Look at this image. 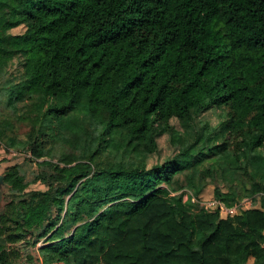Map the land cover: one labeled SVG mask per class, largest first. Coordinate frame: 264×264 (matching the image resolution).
Listing matches in <instances>:
<instances>
[{"label": "trees", "instance_id": "16d2710c", "mask_svg": "<svg viewBox=\"0 0 264 264\" xmlns=\"http://www.w3.org/2000/svg\"><path fill=\"white\" fill-rule=\"evenodd\" d=\"M0 140L31 264H264V0H0Z\"/></svg>", "mask_w": 264, "mask_h": 264}, {"label": "rangeland", "instance_id": "374dc122", "mask_svg": "<svg viewBox=\"0 0 264 264\" xmlns=\"http://www.w3.org/2000/svg\"><path fill=\"white\" fill-rule=\"evenodd\" d=\"M24 27L18 26L13 28L10 32L13 34L21 33L23 32ZM16 61L12 64L11 70L17 71L16 68ZM216 114L214 112H207L203 116L204 118L209 119L212 123L216 121ZM174 126L180 131L185 132L187 128L180 124L178 121L173 120ZM28 129V127L23 126L18 131V137L24 138L25 132ZM158 152L154 154L151 159L150 163H153L155 161H163L165 157L171 156L174 152V148L171 146L170 143V137L167 134L161 135L158 139ZM62 151H66V148H59L57 150H54L51 152L50 156H47L46 159H48L51 162H56L59 158V153ZM43 158L35 159L30 157V154L24 151L23 149H12L5 146V142L0 140V200L2 199V194L4 192L8 191V188L2 181L3 172L6 171V169L14 164H17L19 166L20 172L22 173L24 180L28 182V188L35 189V188H44V182L41 180L35 179V176L39 172H43L44 174H47L50 172V167L45 165L42 166L38 164ZM182 190V189H181ZM180 190V191H181ZM186 190V196L188 194L189 200L188 202L191 203V208L193 210H197L202 203H209V204H215V196L213 192L212 186H206L204 187L199 193L194 194L192 191ZM185 196V198H186ZM187 196V197H188ZM239 205L243 208H250V207H260V195L257 194L254 197H244L239 201ZM232 211L224 212L220 211L219 215L220 217H227L228 215H232L237 212L236 207H229ZM212 210L215 209V206L212 205ZM47 243V242H46ZM45 243V244H46ZM43 244V241H39L37 243V246H40ZM26 249V250H25ZM25 249H22V255H21V264H31L27 261L25 256V251H32L33 248H30L29 246H26ZM247 264H254L253 262L249 261Z\"/></svg>", "mask_w": 264, "mask_h": 264}, {"label": "flooded vegetation", "instance_id": "af4514ba", "mask_svg": "<svg viewBox=\"0 0 264 264\" xmlns=\"http://www.w3.org/2000/svg\"><path fill=\"white\" fill-rule=\"evenodd\" d=\"M2 181L8 188L7 192L2 194L0 200V264H21L22 241L20 227L17 218L11 217V200L9 198L10 188L4 180Z\"/></svg>", "mask_w": 264, "mask_h": 264}, {"label": "built area", "instance_id": "2783aa9c", "mask_svg": "<svg viewBox=\"0 0 264 264\" xmlns=\"http://www.w3.org/2000/svg\"><path fill=\"white\" fill-rule=\"evenodd\" d=\"M215 204H209V203H202L201 206L204 207V208H207V209H210L212 210V205L216 207H219V211H224V212H229V211H232L231 208L225 206L223 203L219 202L218 200H215ZM237 208V206H234Z\"/></svg>", "mask_w": 264, "mask_h": 264}]
</instances>
